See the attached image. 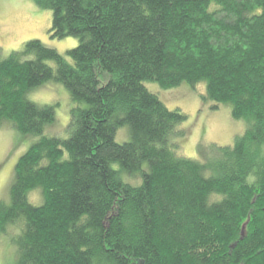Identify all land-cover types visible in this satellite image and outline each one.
Here are the masks:
<instances>
[{"label":"trees","instance_id":"16d2710c","mask_svg":"<svg viewBox=\"0 0 264 264\" xmlns=\"http://www.w3.org/2000/svg\"><path fill=\"white\" fill-rule=\"evenodd\" d=\"M35 1L52 38L79 44L0 49V130L39 137L0 202V234L19 227L15 264H264V0ZM49 81L75 104L68 138L46 135L54 107L27 98ZM147 82L203 85L244 134L182 156L188 117Z\"/></svg>","mask_w":264,"mask_h":264},{"label":"rangeland","instance_id":"374dc122","mask_svg":"<svg viewBox=\"0 0 264 264\" xmlns=\"http://www.w3.org/2000/svg\"><path fill=\"white\" fill-rule=\"evenodd\" d=\"M51 25L52 11L40 7L35 0H0L2 56L7 57L12 51L20 50L24 43L31 39L41 40L45 45L67 55V51L76 47L79 40L72 36L52 38ZM145 85L157 94L168 108H179L187 115V122L182 127L188 129V134L180 149L184 157L200 159L206 151V146L210 144L233 145L235 138L244 134L246 130L247 125L244 120H236L232 117L231 106L221 104L218 109L212 110V103L205 102L200 94L204 92L203 85H197L199 92L192 90L187 84L169 90H164L153 82H147ZM27 98L39 105L54 107L56 121L47 127L46 135L61 138L70 136L71 110L75 104L64 85L49 81L31 90ZM126 128H121L117 133L116 139L120 143L130 140V135L124 131L127 130ZM38 138L35 135H22L11 126H3L0 130V202L10 205V188L15 165L20 156ZM138 180L134 177L130 179L131 182ZM30 198L34 203L41 202V195L38 192H33ZM19 233V227L15 225L10 226L6 233L0 234V264H15L18 252L16 241Z\"/></svg>","mask_w":264,"mask_h":264}]
</instances>
